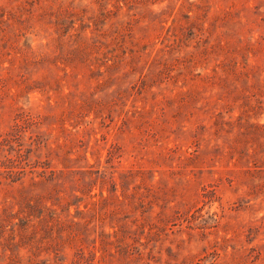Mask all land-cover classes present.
Returning a JSON list of instances; mask_svg holds the SVG:
<instances>
[{"label": "rangeland", "instance_id": "obj_1", "mask_svg": "<svg viewBox=\"0 0 264 264\" xmlns=\"http://www.w3.org/2000/svg\"><path fill=\"white\" fill-rule=\"evenodd\" d=\"M0 264H264V0H0Z\"/></svg>", "mask_w": 264, "mask_h": 264}]
</instances>
